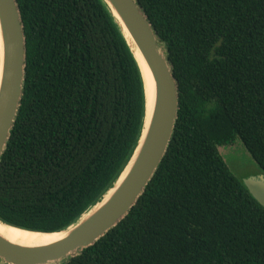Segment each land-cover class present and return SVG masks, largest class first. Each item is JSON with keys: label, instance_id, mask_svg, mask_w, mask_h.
Wrapping results in <instances>:
<instances>
[{"label": "trees", "instance_id": "1", "mask_svg": "<svg viewBox=\"0 0 264 264\" xmlns=\"http://www.w3.org/2000/svg\"><path fill=\"white\" fill-rule=\"evenodd\" d=\"M23 95L0 161V220L75 223L116 181L142 129L137 62L101 0H16ZM179 108L167 152L127 216L62 264H264V208L217 147L264 174V0H137Z\"/></svg>", "mask_w": 264, "mask_h": 264}, {"label": "water", "instance_id": "2", "mask_svg": "<svg viewBox=\"0 0 264 264\" xmlns=\"http://www.w3.org/2000/svg\"><path fill=\"white\" fill-rule=\"evenodd\" d=\"M101 2L125 39L142 77L144 117L136 147L106 193L75 223L54 232L64 233L59 239L43 245L25 246L0 235V264H62L94 245L127 216L167 152L178 116L179 96L166 51L137 0ZM25 44L17 1L0 0V161L23 95ZM146 82L150 84L149 97ZM242 183L264 208V174L248 176ZM0 223L33 232L7 225L1 220Z\"/></svg>", "mask_w": 264, "mask_h": 264}, {"label": "rangeland", "instance_id": "3", "mask_svg": "<svg viewBox=\"0 0 264 264\" xmlns=\"http://www.w3.org/2000/svg\"><path fill=\"white\" fill-rule=\"evenodd\" d=\"M229 171L239 180L262 173L238 136L225 145L217 147Z\"/></svg>", "mask_w": 264, "mask_h": 264}, {"label": "bare ground", "instance_id": "4", "mask_svg": "<svg viewBox=\"0 0 264 264\" xmlns=\"http://www.w3.org/2000/svg\"><path fill=\"white\" fill-rule=\"evenodd\" d=\"M138 58L141 59L140 56H138ZM146 83L148 85L146 89H147V95L149 97L151 90L150 84L148 82ZM0 235L4 236L9 241L16 244L25 245V246H37V245L51 243L62 237L64 233L63 232L55 233V234L33 233V232H27L12 227H8L0 223Z\"/></svg>", "mask_w": 264, "mask_h": 264}]
</instances>
